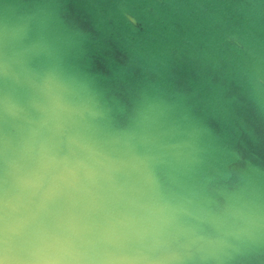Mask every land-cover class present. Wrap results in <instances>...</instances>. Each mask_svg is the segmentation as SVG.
I'll return each instance as SVG.
<instances>
[{
    "label": "clouds",
    "instance_id": "obj_1",
    "mask_svg": "<svg viewBox=\"0 0 264 264\" xmlns=\"http://www.w3.org/2000/svg\"><path fill=\"white\" fill-rule=\"evenodd\" d=\"M153 7L118 0L128 42L105 51L146 59L129 38ZM236 7L243 99L198 112L147 78L118 104L61 0H0V264H264V0Z\"/></svg>",
    "mask_w": 264,
    "mask_h": 264
},
{
    "label": "water",
    "instance_id": "obj_2",
    "mask_svg": "<svg viewBox=\"0 0 264 264\" xmlns=\"http://www.w3.org/2000/svg\"><path fill=\"white\" fill-rule=\"evenodd\" d=\"M117 2L61 0V11L68 22L91 33L81 63L99 75L118 104L128 103L147 78L189 94L198 112L239 106L243 98L234 79L239 59L234 38L250 27L236 7L243 0H152L154 7L129 38L146 57L134 61L105 51V44L120 36L118 17L105 19L108 13H118ZM251 32L264 43V19L256 21ZM119 42L128 41L120 36Z\"/></svg>",
    "mask_w": 264,
    "mask_h": 264
}]
</instances>
